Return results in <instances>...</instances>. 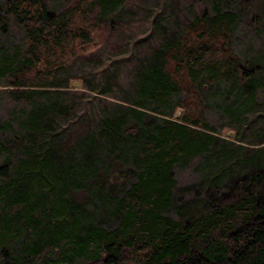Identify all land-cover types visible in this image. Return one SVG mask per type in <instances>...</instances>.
I'll return each instance as SVG.
<instances>
[{
	"label": "trees",
	"instance_id": "1",
	"mask_svg": "<svg viewBox=\"0 0 264 264\" xmlns=\"http://www.w3.org/2000/svg\"><path fill=\"white\" fill-rule=\"evenodd\" d=\"M134 1L0 0V264H264V153L217 133L264 103V0H201L74 113L69 62Z\"/></svg>",
	"mask_w": 264,
	"mask_h": 264
},
{
	"label": "rangeland",
	"instance_id": "2",
	"mask_svg": "<svg viewBox=\"0 0 264 264\" xmlns=\"http://www.w3.org/2000/svg\"><path fill=\"white\" fill-rule=\"evenodd\" d=\"M51 1L63 2L64 0ZM200 2L201 0H136L123 10L119 17L120 25L113 29L111 34H106L104 42L95 30L91 34L89 46L84 54L77 55L69 62L70 77L67 79L66 85L69 89L82 92L73 112L77 114L94 113L100 104L95 102L96 97L102 95L95 91L106 82L110 85L112 92L118 94L115 87L125 82L140 58L148 54L152 47L157 46L162 32L165 36L170 32V29H174L177 24L182 23L184 18H189L193 11L197 12V5ZM240 32L243 35V30ZM8 34H12V36L15 34L13 28ZM2 38L0 34V39ZM14 38L16 37L14 36ZM91 51L92 55L85 57ZM82 85L88 86L90 89H84ZM107 96L113 98L116 95L108 94ZM6 108L4 102L0 101V118L4 116ZM70 120L69 116L60 119L62 124L68 123ZM217 133L227 139L230 146L240 152L243 151V148H246L249 153L252 152L251 150L259 148V151L264 153V142L254 143L258 137L264 134V103L259 105L258 112L246 120L236 133L233 129L221 125L217 127ZM261 160L264 161V156ZM197 162L198 158H194L185 166L176 167L173 170L178 186H193L192 183L199 175V168L196 167ZM195 187L197 186L193 188ZM191 195L192 192H186L181 198L188 199Z\"/></svg>",
	"mask_w": 264,
	"mask_h": 264
}]
</instances>
